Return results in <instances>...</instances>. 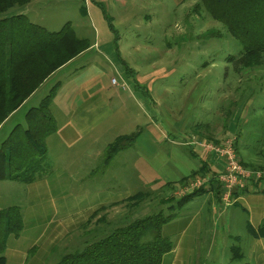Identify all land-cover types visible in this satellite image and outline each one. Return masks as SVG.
Returning <instances> with one entry per match:
<instances>
[{"label": "rangeland", "instance_id": "1", "mask_svg": "<svg viewBox=\"0 0 264 264\" xmlns=\"http://www.w3.org/2000/svg\"><path fill=\"white\" fill-rule=\"evenodd\" d=\"M92 4L91 0H44L30 14L29 19L36 26L50 33L68 24L74 37L88 44L94 43L100 31L96 19H110L116 38L104 25L112 39L110 45L100 42L103 50L108 49L105 63L98 56L93 58V50L73 63L65 71L66 78L60 79L77 83V78L85 74L102 84L98 99L107 103L111 112L101 115V124L95 128V150L75 148L68 154L54 144L57 139L46 140L48 168L39 180L30 185L0 182V210L17 207L22 214L25 233L19 241L27 244L28 230L38 232L34 237L39 239L28 252L26 264H57L65 255L81 250L86 240L107 233L110 229L98 228L106 221L119 225L137 217L167 215L166 207L158 206L160 195L155 193L156 188L143 182L152 173L143 171L151 165L159 166L158 152L167 147L162 138L169 127L178 124V117L189 120L184 135L218 145L231 141L238 159L243 151L253 159L245 163L264 165V66L250 70L235 64L240 45L223 25L208 16L200 0H109L99 4L100 12ZM93 61L99 68L93 67ZM112 79H116L117 86L111 83ZM121 83L126 86L124 91L119 88ZM55 86L44 85L33 100L10 118L0 132V145L16 125L24 126L26 111L37 107ZM121 99H126L123 109L119 105ZM56 112L61 119L62 113ZM195 123L199 129L190 131ZM136 134L132 146L107 162L108 146L114 140L124 139L125 144V137ZM88 150L95 153H86ZM141 163L147 165L140 170ZM144 191L149 197L140 208L102 206L90 220H85L88 224L75 226L67 235H49L51 231L42 224L55 211L56 216L72 222L77 208L82 206L80 197L92 200L100 192L118 199ZM88 231L93 233L86 235ZM212 234H206L212 242H207L210 247L204 251L208 253L205 264H240L237 259L230 260L232 255L227 250L219 256L220 232ZM203 238L204 235L201 242L195 243L199 245L195 255L203 251Z\"/></svg>", "mask_w": 264, "mask_h": 264}, {"label": "trees", "instance_id": "2", "mask_svg": "<svg viewBox=\"0 0 264 264\" xmlns=\"http://www.w3.org/2000/svg\"><path fill=\"white\" fill-rule=\"evenodd\" d=\"M29 2L0 0V128L7 118L23 107L47 77L89 48L85 40L74 37L68 24L60 31L50 33L23 15L6 16V13L23 8ZM200 4L208 16L223 25L227 34L240 45L235 64L241 69L250 70L264 66V0H200ZM97 6L99 10L102 9L100 5ZM104 22L115 40L116 32L111 20L105 19ZM56 90L57 87H53L37 107L29 108L23 118L24 126L16 125L1 143L0 182L30 185L39 180L48 168L45 141L57 129L50 114V103ZM136 137L137 134L125 137V144H122L124 139L114 140L108 146L107 162L125 145L133 143ZM205 141L218 145L214 141ZM238 161L246 169H264V165L247 164L241 159ZM206 163H201L196 172L181 180L180 186L184 187L186 182L196 177L207 178L208 187L213 189L220 201L221 190L216 180L218 174L211 172ZM205 190L204 187L182 198L169 196L161 201V205L167 206V215L157 213L116 225L98 239L86 240L81 250L65 255L57 264H162V258L173 248L172 242L160 233L163 226L176 217V212L190 198L203 195ZM148 197L147 193L138 192L129 197L126 203L135 208ZM19 210L17 207L0 210V264H5L3 251L7 238H17L23 230ZM248 235L254 239H264V214L257 229L248 228ZM232 256L233 259L240 258V249L232 248Z\"/></svg>", "mask_w": 264, "mask_h": 264}, {"label": "crops", "instance_id": "3", "mask_svg": "<svg viewBox=\"0 0 264 264\" xmlns=\"http://www.w3.org/2000/svg\"><path fill=\"white\" fill-rule=\"evenodd\" d=\"M46 1L54 2L56 0ZM91 1L93 2V8H96L95 10H99L100 8L97 5L108 2L109 0ZM40 2H44V0H30L28 5L20 9H15L10 13H6V16L23 15L31 23H33L29 19L30 14L38 8ZM96 20L100 31L97 30L98 37L95 35L96 38H94V43L89 44V48L86 51L47 77L45 82L38 88V90H40V88L48 83L56 84L57 90L55 97L50 103V114L52 116L51 118L54 119L57 129H55V134H52L46 140L57 139L54 144L59 145L60 150L67 152L68 154L75 148H77V150L81 148L82 151H85L84 149L91 148L95 150L97 142L94 141V138L98 132L95 128L101 124V115L104 113V115H108L111 112L107 103L104 104L98 99L99 95H97V93L98 90L101 92L102 84L100 81L96 80L94 76L89 77L88 75L83 74L77 78V83H64L63 80H60L66 78L65 71L70 68L73 63L87 54H90L93 50H95L94 52L96 53L93 58L95 57V59H97L98 56L105 63L106 57L104 55H108L105 54L107 48L103 50L101 43L104 42L106 43L105 45H110V41H112V39L106 33L105 26L107 27V24L104 20L100 18H97ZM79 67L83 68L86 66L80 65ZM93 67H98L97 63H94ZM84 70L85 69H82V71ZM36 93L37 92L35 91V93L28 98L24 105H27L30 100H33ZM125 100L126 99L119 100L120 109L125 107ZM19 111L20 110L7 118L6 122L0 128V132L4 129L10 118L16 116ZM56 111H60L62 113L59 114V116L62 117L61 119L57 117L58 113ZM188 121L189 120L187 118V122ZM177 122L178 124H174V126L169 127L166 130L167 134H165L162 138L165 146L167 147L158 152L160 157L159 166L157 165V167H154L151 165L152 168L148 167L145 171H143V174L144 172L152 173L150 178L142 180L146 183L145 185H150L151 187L156 188L157 192L155 193L160 195V198L158 199V206L161 207L164 206L161 205V201L169 196H173L174 193L181 187L180 181L196 172L201 167V163L207 162L206 164L209 166L211 172L216 174L220 172L219 167L215 164L216 161L203 156L200 152H198V150L192 148L191 146L187 147L186 144L189 141V137L188 135H184V129L187 127L186 125L188 123L179 117ZM198 129L197 123H195L190 126L189 130L196 131ZM134 143L135 141L125 145L124 149L120 150L117 154H122L123 151L132 146ZM82 151L80 150L81 153ZM92 152L95 153V151L91 150H88L86 153ZM247 154L243 151L239 154V158L242 159V162L244 163L245 160H253L252 157ZM115 156L116 154H114L109 161L114 160ZM145 165L147 164L141 163L138 167H140L141 170ZM142 177L141 173V178ZM212 190V188L207 187L205 190L206 192L203 195L190 198V200H188V202L176 212V217L173 218L171 222L163 226L160 233L163 237L169 240L171 237V242L173 243L171 245H173V248L169 254L162 258V264H205L204 260L207 258L206 256L208 253H204V251L210 247V244H207L210 236H206V234L209 232L210 234L217 233V231L220 232L219 235L221 238V248H219L221 254L219 255L220 257L223 255L222 252H224V250L229 251V256H231L232 248L237 247L241 252V257L237 259L238 262H241L240 264H264V239H254L248 235V228L257 229L263 220L264 193L262 192L264 190V185L254 189H248L244 192L236 193L234 195V202H232L233 204L230 206L223 205L221 201L218 200L216 196L217 194ZM147 192L148 191H144L143 193ZM147 194L149 195V193ZM129 197L131 196L124 195L118 199H110V197H106L105 193L100 192L92 198V200H89L88 197H80V204L82 206L77 208L78 210L76 214L74 213L75 217H72V222H69L67 217H63L62 215L56 216L55 211V214H52L45 221V223L42 224H44L45 230L49 229L51 231L49 235H67L70 232V229L75 226H77L75 228H79L81 224L88 221V218L90 220L92 215L102 206L122 205L123 207L130 208L131 210L140 208L139 205L143 202L135 208L127 205L126 200ZM97 222L102 223V221L99 220ZM116 223L117 222L114 221H112V223L110 221H106V225L98 228L100 231L112 229L116 226ZM124 223H126V221H124ZM86 224H88V222ZM91 232L92 231L86 232V235L93 233ZM24 233L25 230H22L20 236H24ZM37 233L38 232L34 229L28 230V234L31 237H26L28 239L27 244H23L19 241L20 236L17 238L8 237L5 250L3 251L5 264H26L28 260V252L35 246L37 239H39L34 237ZM41 235L42 234L39 233L38 237ZM202 235H204V238L202 239L204 244L203 251L200 254L195 255V250L199 247V245H195V243L201 242L200 238ZM209 242L212 241L210 240ZM232 259L233 256H231L230 260Z\"/></svg>", "mask_w": 264, "mask_h": 264}, {"label": "built area", "instance_id": "4", "mask_svg": "<svg viewBox=\"0 0 264 264\" xmlns=\"http://www.w3.org/2000/svg\"><path fill=\"white\" fill-rule=\"evenodd\" d=\"M111 83L114 86L118 85L116 79H112ZM120 90L124 91L126 88L124 83L119 85ZM187 147L198 150L203 156L208 157L216 161L215 164L219 167L217 182L220 186L221 196L220 201L225 206H230L234 202V195L242 192L246 189H254L264 185V169L263 170H250L244 168L238 163L237 156L235 154L233 142L226 141L219 145H213L201 139L195 137H189ZM207 178L196 177L194 180L188 181L184 187H180L174 193L176 198H182L189 193L208 187Z\"/></svg>", "mask_w": 264, "mask_h": 264}]
</instances>
